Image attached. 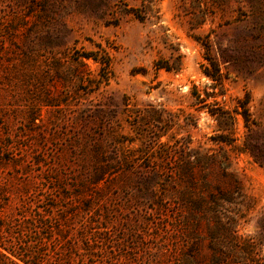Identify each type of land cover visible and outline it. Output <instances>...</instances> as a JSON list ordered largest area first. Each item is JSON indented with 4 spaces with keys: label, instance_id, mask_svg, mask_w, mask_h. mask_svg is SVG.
Returning <instances> with one entry per match:
<instances>
[{
    "label": "rangeland",
    "instance_id": "374dc122",
    "mask_svg": "<svg viewBox=\"0 0 264 264\" xmlns=\"http://www.w3.org/2000/svg\"><path fill=\"white\" fill-rule=\"evenodd\" d=\"M263 216L264 0H0L4 255L226 264Z\"/></svg>",
    "mask_w": 264,
    "mask_h": 264
},
{
    "label": "trees",
    "instance_id": "16d2710c",
    "mask_svg": "<svg viewBox=\"0 0 264 264\" xmlns=\"http://www.w3.org/2000/svg\"><path fill=\"white\" fill-rule=\"evenodd\" d=\"M206 60L210 62V64L215 68V74H212L211 71L206 67H204L203 73L213 81H220L221 77L217 69L216 63H214L213 60L210 58H207ZM249 100H250V96L248 93H246L242 101L244 110L241 113H239V115L243 118L245 124H248L249 122V114L245 110ZM209 113L212 116L216 115L215 111H209ZM221 136L222 135L217 136L216 140L225 143L226 140L222 139L223 137ZM254 158L255 160H257L256 155H254ZM259 225H260V233L257 237L254 238L244 237L239 235L237 230L238 223L234 220H231L230 224H228L227 226L224 227L223 225L220 226L224 229L226 235L228 236L230 249L227 253H224L221 251V249H219V247L215 245L213 251L221 254L224 253L222 255H224V257L227 260L226 264H264L263 259L260 255L261 246L264 244V216L261 218ZM0 259L6 264H40V263H36L34 257H29L28 259H20L15 257V259H12L10 256L4 255L1 251H0ZM216 262L218 263V259Z\"/></svg>",
    "mask_w": 264,
    "mask_h": 264
}]
</instances>
